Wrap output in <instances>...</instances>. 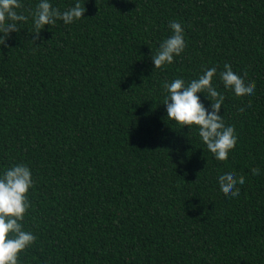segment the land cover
Masks as SVG:
<instances>
[{"label":"trees","instance_id":"trees-1","mask_svg":"<svg viewBox=\"0 0 264 264\" xmlns=\"http://www.w3.org/2000/svg\"><path fill=\"white\" fill-rule=\"evenodd\" d=\"M37 3L21 0L29 19L0 45V171L25 163L34 180L19 264H264V0H80L84 17L39 35ZM170 20L186 47L154 68ZM225 62L255 91L213 79L236 133L217 159L168 120L163 83ZM223 167L245 178L235 198Z\"/></svg>","mask_w":264,"mask_h":264},{"label":"clouds","instance_id":"clouds-1","mask_svg":"<svg viewBox=\"0 0 264 264\" xmlns=\"http://www.w3.org/2000/svg\"><path fill=\"white\" fill-rule=\"evenodd\" d=\"M21 0H0V45H5L10 34L18 31V22H25L29 16L18 12ZM85 7L80 0L65 10L53 6L51 0H38L35 9L29 13L32 20V33L39 35L45 25L52 26L58 20L65 25L81 19ZM168 28L171 35L163 38L155 54H151L154 68L171 64L174 57L180 56L186 47L184 27L178 20H170ZM35 38V37H34ZM245 70L239 71L225 62L219 70L217 66L205 67L195 78L185 80L177 77L163 83V104L167 118L181 128L188 125L189 129L196 126L200 141L217 159H223L228 149L236 140L234 125L231 120H225L219 111L223 105L224 93L212 83L217 77L223 88H230L234 93L252 94L255 91V81L245 78ZM203 94L210 103L205 105ZM243 104L236 105L237 110ZM252 174H259L258 168L251 169ZM216 183L225 194L233 198L239 195L238 185H243L245 178L238 175L233 168L223 167L216 170ZM34 180L30 167L25 163H15L0 171V264H19V253L30 247L36 236L25 230L22 221L30 207L28 191Z\"/></svg>","mask_w":264,"mask_h":264}]
</instances>
